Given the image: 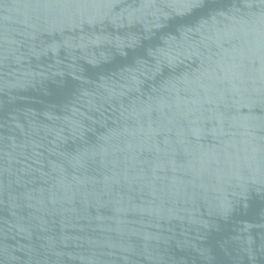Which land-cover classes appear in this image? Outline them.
<instances>
[{
    "label": "water",
    "instance_id": "95a60500",
    "mask_svg": "<svg viewBox=\"0 0 264 264\" xmlns=\"http://www.w3.org/2000/svg\"><path fill=\"white\" fill-rule=\"evenodd\" d=\"M0 264H264V0H0Z\"/></svg>",
    "mask_w": 264,
    "mask_h": 264
}]
</instances>
